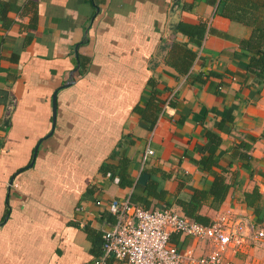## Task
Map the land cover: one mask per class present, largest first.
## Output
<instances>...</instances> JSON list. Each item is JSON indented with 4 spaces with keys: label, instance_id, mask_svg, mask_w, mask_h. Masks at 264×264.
I'll use <instances>...</instances> for the list:
<instances>
[{
    "label": "crops",
    "instance_id": "0c3cea01",
    "mask_svg": "<svg viewBox=\"0 0 264 264\" xmlns=\"http://www.w3.org/2000/svg\"><path fill=\"white\" fill-rule=\"evenodd\" d=\"M218 3L0 0V264H94L114 222L110 201L149 198L137 183L142 168L158 169L171 200L179 189L205 187L222 166L226 198L200 213L213 219L231 209L256 220L243 193L258 186L264 201V86L257 92L238 45L250 29L219 14ZM179 21L206 23L200 46L175 31ZM172 43L196 52L187 72L167 63ZM183 54H175L179 62ZM209 71L219 75L194 80ZM150 80L166 101L160 110L149 104ZM206 129L221 139L219 166L208 171L198 162ZM254 139L245 168L232 151L236 141ZM148 144L154 153L143 162ZM150 207L164 206L152 200ZM171 242L195 256L211 250L208 241L178 233ZM256 249L229 256L264 264V250L260 257Z\"/></svg>",
    "mask_w": 264,
    "mask_h": 264
},
{
    "label": "built area",
    "instance_id": "2783aa9c",
    "mask_svg": "<svg viewBox=\"0 0 264 264\" xmlns=\"http://www.w3.org/2000/svg\"><path fill=\"white\" fill-rule=\"evenodd\" d=\"M153 153L148 144L143 162ZM109 211L114 222L102 234V252L94 264H109L110 258L123 264H240L229 252L235 254L244 245L264 239L263 223H248L231 209L219 211L209 224H203L170 208H144L125 196L113 198ZM172 233L208 241L211 250L195 256L192 249L173 244Z\"/></svg>",
    "mask_w": 264,
    "mask_h": 264
},
{
    "label": "trees",
    "instance_id": "16d2710c",
    "mask_svg": "<svg viewBox=\"0 0 264 264\" xmlns=\"http://www.w3.org/2000/svg\"><path fill=\"white\" fill-rule=\"evenodd\" d=\"M218 6L219 14L250 29V33L247 37L238 39V45L247 51V74L252 75L255 78L258 85L257 92H259L260 87L264 86V0H219ZM174 29L175 31L186 35L188 37V42L200 46L206 33V23L200 22L198 24H191L179 21ZM180 48H182L184 54L179 62L176 59L175 54ZM195 55L196 52L190 47H187L186 44L172 43L170 51H168V55H166V60L169 65L176 67L178 71L187 72ZM211 75L215 76L219 74L209 71L206 77H202V74H198L194 80L204 81ZM246 79L247 77L243 81L245 84ZM149 85L152 86V94L149 104L155 108V110H160L162 104L166 101L158 98V90L153 81L150 80ZM135 110L141 115H144V109L135 107ZM204 137L208 140L209 144L206 152L202 154L198 162L202 164L204 170L208 171L214 166H219L216 151L221 139L216 132L210 129L205 130ZM254 141L255 139L251 142L248 140H239L236 141V146L233 148L232 154L236 158L246 159L247 163L243 165L245 168L248 167V161L252 158V155L245 152L253 146ZM240 147H242L244 151H241L239 149ZM127 161V158H122V164L120 166L122 169H125ZM157 170L158 169L155 170L153 168H142L137 183H140L143 186V190L149 198L143 201L141 196L132 195L130 196L132 200L144 208H151L150 204L152 200L161 202L164 206L163 208H169L172 205H176L181 210V212H178L179 214L190 220L209 224L211 218L201 214L200 209L205 204L215 206L221 204L225 200L230 187V184L226 181L224 175L227 169L220 166L221 171L217 173L205 187L197 188L192 192H182L180 191L181 189H179L178 192L173 195V199L171 200L166 199L168 191L161 186V180L156 176ZM164 177L165 176L162 175V178ZM121 181L122 177L120 178V183ZM180 188L182 187L180 186ZM243 201L248 207L252 208V213L256 218V222L261 223L263 221L264 201L258 186H254L250 192H244Z\"/></svg>",
    "mask_w": 264,
    "mask_h": 264
},
{
    "label": "rangeland",
    "instance_id": "374dc122",
    "mask_svg": "<svg viewBox=\"0 0 264 264\" xmlns=\"http://www.w3.org/2000/svg\"><path fill=\"white\" fill-rule=\"evenodd\" d=\"M253 221H254V223H258V222H256V220H254V219H253ZM259 224H260V223H259ZM262 225H264V223H263ZM102 234H103V233H102ZM260 241H262V242H260ZM260 241H257V242H250V243H248V244H246V245H248L249 247H251V246H256V247L258 248V249H256V250H257V253L259 252V254H260L259 256L261 257V256H262V252H263L262 250H264V248H263V245H264V242H263V241H264V239H263V240H260ZM246 245H244V246H246ZM244 246H243V247H244ZM243 247H242V248H243ZM242 248H241V249H242ZM241 249H240V250H241ZM240 250H239V251H240ZM257 253H256V254H257ZM248 254H249V253H248ZM248 254L246 253L245 256H247ZM263 254H264V252H263ZM244 258H246V257H244ZM246 263H247V262H246ZM240 264H242V263H240Z\"/></svg>",
    "mask_w": 264,
    "mask_h": 264
},
{
    "label": "water",
    "instance_id": "95a60500",
    "mask_svg": "<svg viewBox=\"0 0 264 264\" xmlns=\"http://www.w3.org/2000/svg\"><path fill=\"white\" fill-rule=\"evenodd\" d=\"M52 111H53L52 122L54 125L55 116H56V91L54 92L53 97H52ZM36 149H37V147H35L34 154L36 153Z\"/></svg>",
    "mask_w": 264,
    "mask_h": 264
}]
</instances>
